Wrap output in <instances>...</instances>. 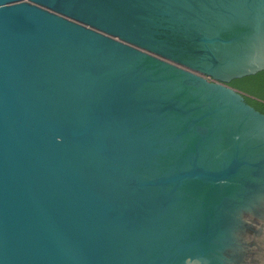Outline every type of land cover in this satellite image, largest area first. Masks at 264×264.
Masks as SVG:
<instances>
[{
  "label": "water",
  "instance_id": "95a60500",
  "mask_svg": "<svg viewBox=\"0 0 264 264\" xmlns=\"http://www.w3.org/2000/svg\"><path fill=\"white\" fill-rule=\"evenodd\" d=\"M263 69L264 0H0V264H234Z\"/></svg>",
  "mask_w": 264,
  "mask_h": 264
},
{
  "label": "flooded vegetation",
  "instance_id": "af4514ba",
  "mask_svg": "<svg viewBox=\"0 0 264 264\" xmlns=\"http://www.w3.org/2000/svg\"><path fill=\"white\" fill-rule=\"evenodd\" d=\"M257 175L258 184L246 194L237 214L236 246L229 250L234 264H264V166Z\"/></svg>",
  "mask_w": 264,
  "mask_h": 264
},
{
  "label": "trees",
  "instance_id": "16d2710c",
  "mask_svg": "<svg viewBox=\"0 0 264 264\" xmlns=\"http://www.w3.org/2000/svg\"><path fill=\"white\" fill-rule=\"evenodd\" d=\"M230 84L246 95V100L264 112V69L253 74L233 78Z\"/></svg>",
  "mask_w": 264,
  "mask_h": 264
}]
</instances>
